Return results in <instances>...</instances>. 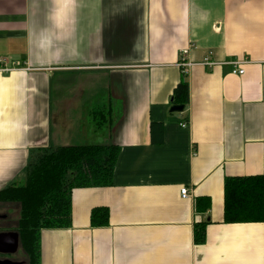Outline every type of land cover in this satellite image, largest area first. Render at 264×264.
I'll use <instances>...</instances> for the list:
<instances>
[{
  "label": "crops",
  "instance_id": "0c3cea01",
  "mask_svg": "<svg viewBox=\"0 0 264 264\" xmlns=\"http://www.w3.org/2000/svg\"><path fill=\"white\" fill-rule=\"evenodd\" d=\"M0 57V190L50 149L120 148L113 184L41 230V264H264V220H224L226 180L264 176V0H0Z\"/></svg>",
  "mask_w": 264,
  "mask_h": 264
},
{
  "label": "trees",
  "instance_id": "16d2710c",
  "mask_svg": "<svg viewBox=\"0 0 264 264\" xmlns=\"http://www.w3.org/2000/svg\"><path fill=\"white\" fill-rule=\"evenodd\" d=\"M190 88L182 76L173 90L171 103L188 106ZM98 127L101 116L95 117ZM120 153L117 145L100 143L62 146L41 154L29 165L26 183L0 190V204L19 205L18 232L27 264H41V230L68 228L72 224L74 188L107 187L113 184L116 162ZM203 198L196 200L198 211L209 208ZM110 212L96 207L91 212L93 227L109 224ZM226 222L264 220V176L231 177L225 183ZM206 222L196 225L197 244L204 243Z\"/></svg>",
  "mask_w": 264,
  "mask_h": 264
},
{
  "label": "flooded vegetation",
  "instance_id": "af4514ba",
  "mask_svg": "<svg viewBox=\"0 0 264 264\" xmlns=\"http://www.w3.org/2000/svg\"><path fill=\"white\" fill-rule=\"evenodd\" d=\"M13 205L14 204L12 203L0 204V233L4 231L3 228H7L5 232L7 231H9V233L17 232L18 223H16V221L15 223H12V220H11L12 216L9 213L12 210H16V207ZM2 246L3 245L0 243V248ZM9 248L10 247H8V249ZM20 257H21L20 250L14 251V252H4L0 250V261L8 260L10 261L8 264H27L26 260Z\"/></svg>",
  "mask_w": 264,
  "mask_h": 264
},
{
  "label": "built area",
  "instance_id": "2783aa9c",
  "mask_svg": "<svg viewBox=\"0 0 264 264\" xmlns=\"http://www.w3.org/2000/svg\"><path fill=\"white\" fill-rule=\"evenodd\" d=\"M184 51H187V50H184ZM184 54L186 55V52H184ZM207 61H208L207 62L208 65L214 64V62H211L209 60H207ZM246 62H247V60H236V61L232 62V64L234 65L233 73L244 74L243 64ZM191 65H192V62L186 61V59L182 58L180 66H182L184 70L189 69ZM0 67H2V70H4V71H10L11 70L8 66V63L2 57H0ZM182 125L186 126L187 124L183 123ZM181 196H182V198L189 197V189L187 187H183L181 189Z\"/></svg>",
  "mask_w": 264,
  "mask_h": 264
},
{
  "label": "water",
  "instance_id": "95a60500",
  "mask_svg": "<svg viewBox=\"0 0 264 264\" xmlns=\"http://www.w3.org/2000/svg\"><path fill=\"white\" fill-rule=\"evenodd\" d=\"M184 106L174 105L171 107V111H183ZM0 243L3 245L0 250L4 252H14L17 250L19 245V234L16 232L13 233H0ZM8 247H10L8 249ZM10 261H0L1 264H8Z\"/></svg>",
  "mask_w": 264,
  "mask_h": 264
},
{
  "label": "rangeland",
  "instance_id": "374dc122",
  "mask_svg": "<svg viewBox=\"0 0 264 264\" xmlns=\"http://www.w3.org/2000/svg\"><path fill=\"white\" fill-rule=\"evenodd\" d=\"M3 59H5V58H3ZM5 61L7 62V63H9L10 61L9 60H7V59H5ZM0 70L1 71H4V70H2V67H0ZM5 72H7V71H5ZM107 115V114H106ZM89 121L93 124V121H92V118L91 117H89ZM91 129H93V127H91ZM21 183H23V182H21ZM13 206H18V204H15V205H13ZM10 213V215L12 216V223H15V221H16V223H18V218H19V215H18V210L16 211V210H12V211H10L9 212ZM16 226H17V224H16ZM16 228V227H15ZM7 228H3V232H5V230H6ZM17 233L19 234V232H18V226H17ZM21 253V252H20ZM23 253V252H22ZM21 253V257L20 258H25V257H27L26 256V254H22ZM25 255V256H24Z\"/></svg>",
  "mask_w": 264,
  "mask_h": 264
}]
</instances>
